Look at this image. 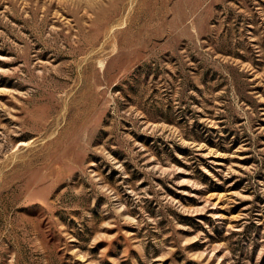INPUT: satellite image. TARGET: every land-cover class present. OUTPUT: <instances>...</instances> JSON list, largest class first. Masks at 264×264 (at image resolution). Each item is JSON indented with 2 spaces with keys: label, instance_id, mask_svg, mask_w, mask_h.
<instances>
[{
  "label": "rangeland",
  "instance_id": "374dc122",
  "mask_svg": "<svg viewBox=\"0 0 264 264\" xmlns=\"http://www.w3.org/2000/svg\"><path fill=\"white\" fill-rule=\"evenodd\" d=\"M0 264H264V0H0Z\"/></svg>",
  "mask_w": 264,
  "mask_h": 264
}]
</instances>
